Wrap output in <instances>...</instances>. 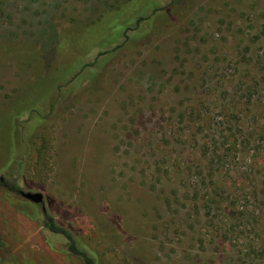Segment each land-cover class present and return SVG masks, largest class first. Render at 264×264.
<instances>
[{
  "label": "rangeland",
  "instance_id": "374dc122",
  "mask_svg": "<svg viewBox=\"0 0 264 264\" xmlns=\"http://www.w3.org/2000/svg\"><path fill=\"white\" fill-rule=\"evenodd\" d=\"M124 1L0 0V177L42 194L0 186V260L81 264L47 215L95 264H264V0H133L64 74Z\"/></svg>",
  "mask_w": 264,
  "mask_h": 264
},
{
  "label": "trees",
  "instance_id": "16d2710c",
  "mask_svg": "<svg viewBox=\"0 0 264 264\" xmlns=\"http://www.w3.org/2000/svg\"><path fill=\"white\" fill-rule=\"evenodd\" d=\"M121 3H122V4H120L121 6L123 4L128 5L127 10L124 12L126 15V18L124 20H122L121 22H119L112 30H110V32H112L111 34H106L108 32L106 30L105 31L98 30L99 37L96 38V40H94V41H90V43H84L83 41L78 40L76 38L77 34H79V32L81 33L82 28L78 27L77 30H75V26L70 25V24L62 26L61 31L59 32V35L56 38L57 41L55 43L58 46L57 52L72 53L74 58L76 59V61H74V62H71L68 60L67 62L62 63L63 67L61 69L63 70L62 72L64 74L70 73L71 68H74L71 66L73 64H76V63H77V66L80 67L79 70L82 71L84 69V67L81 65V60H83V55L86 56V55L91 54V53L94 54V56H93L94 58H93L92 62L88 65H85V66H88V67L96 66L101 57H104L105 55L116 51L118 48H120L123 45L124 41L127 38H129L128 34L130 32L135 33L138 30V28H140L139 21H137V22L135 21L136 23L134 22L136 27H130L134 20L132 17L128 16V14L130 12V6H132V4H133V0H125L124 2H121ZM114 8H117V7H113V6L110 7L111 10ZM103 13L104 12L97 14V15H92L90 22L86 25H89L90 23L101 20L100 17ZM117 19H119V18H117ZM60 33L62 34L61 37H60ZM3 50H5V49H3ZM22 52H24V51H20L18 54H16V59L18 58V56H20L22 54ZM0 66L2 68H4L5 64L3 62H0ZM84 73H85L84 76H90L91 69L86 70ZM42 77H44V75ZM73 78H75V80L81 79L80 76L78 78H77V76H74ZM41 80L42 79H37L34 82V84L35 83L37 84ZM28 82H31V81H28ZM36 84H35V86H38ZM23 87H25V86H23ZM28 88H29V86H28ZM192 103H191V105H192ZM191 105H190V109H191L190 112L192 114V112L196 109H195L194 105H192V107H191ZM182 113H184V111L180 113L181 118L185 119V115ZM6 183L7 182L4 180V178L0 177V186L3 189H6V190H8L10 192H14V193H19V189H18V187H16L15 182H12L10 185H6ZM45 217H46V220H45L44 226L50 232L60 234L66 239V251L69 254L79 258V260L81 261V264H95V258L93 256L92 252H90L84 245L80 244L79 241L76 239V237L74 236V234L70 230L66 229L65 227H63L61 225L56 224V222L51 220L47 215H45ZM7 261L8 260H0V264H3V263L5 264ZM9 262L14 264L13 260H9Z\"/></svg>",
  "mask_w": 264,
  "mask_h": 264
},
{
  "label": "water",
  "instance_id": "95a60500",
  "mask_svg": "<svg viewBox=\"0 0 264 264\" xmlns=\"http://www.w3.org/2000/svg\"><path fill=\"white\" fill-rule=\"evenodd\" d=\"M19 194L24 197L25 199L33 202V203H42V194L39 192H31V191H27V192H22L19 191ZM42 209L44 211V208L42 206Z\"/></svg>",
  "mask_w": 264,
  "mask_h": 264
}]
</instances>
